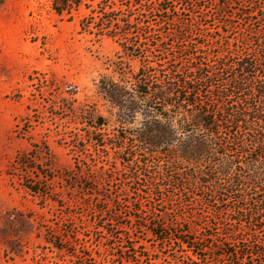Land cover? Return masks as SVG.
I'll return each mask as SVG.
<instances>
[{"label": "rangeland", "instance_id": "obj_1", "mask_svg": "<svg viewBox=\"0 0 264 264\" xmlns=\"http://www.w3.org/2000/svg\"><path fill=\"white\" fill-rule=\"evenodd\" d=\"M85 4L71 19L58 17L51 0L0 6V264H177L190 256L174 241L182 234L205 247L222 234L246 244L239 250L236 239H222L232 256L205 252L204 262L264 264V183L218 191L171 182L168 156L146 155L133 138L142 118L119 123L99 93L107 79L129 81L140 71L138 80L203 64L209 73L228 68L245 54L242 40L257 51L264 39V0ZM108 4L119 17L131 5L129 15L143 14L131 29V53L120 40L80 29L85 18H106ZM30 156L39 157L29 181L41 185L39 194L16 170Z\"/></svg>", "mask_w": 264, "mask_h": 264}, {"label": "trees", "instance_id": "obj_2", "mask_svg": "<svg viewBox=\"0 0 264 264\" xmlns=\"http://www.w3.org/2000/svg\"><path fill=\"white\" fill-rule=\"evenodd\" d=\"M87 1L93 3L97 0H51V8L58 17L71 19L73 12L86 6ZM2 3L3 0H0V6ZM109 5L106 6V18L105 14L100 13L97 21L95 17L85 18L80 22V29L85 33L120 40L124 51L131 53L134 48L131 29L134 25L139 29V17L143 14L135 17L129 15L136 6L131 5L127 13L119 17L121 12H116ZM258 43V50L253 51L242 40L241 47L245 54L234 58L228 68L223 65L217 72L209 73L212 66L203 64L198 68L189 67L188 71L182 73L170 71L161 77H152L146 72L138 80L140 71L132 78L135 83L123 76L118 83L107 79L108 84L100 87L99 93L116 110L119 123L133 125L137 116L142 118L133 138L144 147L146 155L168 156L169 168L175 171L168 178L171 182L184 180L200 187L211 185L218 191L237 188L244 183L255 187L264 183V65L260 62L264 57V39ZM148 65L146 70L149 69ZM226 69L230 72L224 75L223 70ZM213 79L218 81L214 88L210 85ZM141 85L145 88H141ZM203 87L210 89V94L203 93ZM149 101L154 106H149ZM118 148L121 149L120 146ZM231 151L236 152L237 156H232ZM37 160L38 156H30L15 162L16 170L22 173L24 188L34 194L41 193V190H37L41 186L39 183L33 186V182H29L30 175L34 174L32 165ZM217 196L222 195L219 193ZM259 204L264 206V199ZM237 211L244 210L238 207ZM182 235L175 237L174 241L184 247L190 256L185 257L187 262L177 264H252L204 262L202 258L201 254L205 252H211L220 259L232 256L221 248H226L222 239L227 240L231 236L241 250L243 242L239 241V235L222 234L213 240L214 246L206 247L202 246L201 239Z\"/></svg>", "mask_w": 264, "mask_h": 264}]
</instances>
